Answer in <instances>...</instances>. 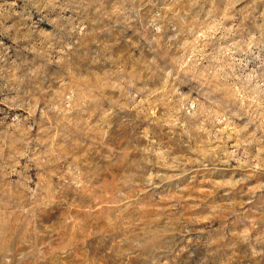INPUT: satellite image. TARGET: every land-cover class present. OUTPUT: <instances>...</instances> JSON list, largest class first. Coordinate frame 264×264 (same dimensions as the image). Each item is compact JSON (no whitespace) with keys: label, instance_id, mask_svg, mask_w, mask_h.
Returning a JSON list of instances; mask_svg holds the SVG:
<instances>
[{"label":"rangeland","instance_id":"374dc122","mask_svg":"<svg viewBox=\"0 0 264 264\" xmlns=\"http://www.w3.org/2000/svg\"><path fill=\"white\" fill-rule=\"evenodd\" d=\"M0 264H264V0H0Z\"/></svg>","mask_w":264,"mask_h":264}]
</instances>
